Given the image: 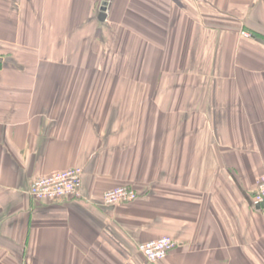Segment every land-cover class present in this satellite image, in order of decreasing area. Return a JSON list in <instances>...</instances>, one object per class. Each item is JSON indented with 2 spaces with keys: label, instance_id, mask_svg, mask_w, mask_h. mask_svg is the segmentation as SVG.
<instances>
[{
  "label": "crops",
  "instance_id": "1",
  "mask_svg": "<svg viewBox=\"0 0 264 264\" xmlns=\"http://www.w3.org/2000/svg\"><path fill=\"white\" fill-rule=\"evenodd\" d=\"M263 171L264 0H0V264H264Z\"/></svg>",
  "mask_w": 264,
  "mask_h": 264
},
{
  "label": "built area",
  "instance_id": "2",
  "mask_svg": "<svg viewBox=\"0 0 264 264\" xmlns=\"http://www.w3.org/2000/svg\"><path fill=\"white\" fill-rule=\"evenodd\" d=\"M244 37H251L243 32ZM84 172L82 168H72L53 172L35 180L30 188V195L36 202L76 201L82 197ZM139 198V192L132 186H119L104 193L103 203L107 206L131 204ZM255 205L264 204V171L257 180L254 196ZM177 242L170 236L148 241L138 246L139 252L150 263H157L167 258Z\"/></svg>",
  "mask_w": 264,
  "mask_h": 264
},
{
  "label": "trees",
  "instance_id": "3",
  "mask_svg": "<svg viewBox=\"0 0 264 264\" xmlns=\"http://www.w3.org/2000/svg\"><path fill=\"white\" fill-rule=\"evenodd\" d=\"M251 35V34H250ZM252 37H254L253 35H251Z\"/></svg>",
  "mask_w": 264,
  "mask_h": 264
}]
</instances>
